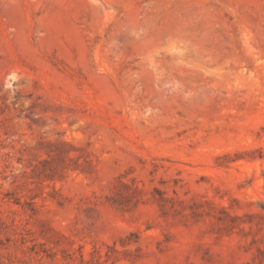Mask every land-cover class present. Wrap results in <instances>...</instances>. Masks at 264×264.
I'll return each mask as SVG.
<instances>
[{
  "label": "rangeland",
  "instance_id": "rangeland-1",
  "mask_svg": "<svg viewBox=\"0 0 264 264\" xmlns=\"http://www.w3.org/2000/svg\"><path fill=\"white\" fill-rule=\"evenodd\" d=\"M0 264H264V0H0Z\"/></svg>",
  "mask_w": 264,
  "mask_h": 264
}]
</instances>
